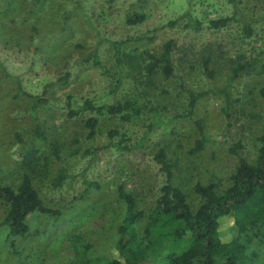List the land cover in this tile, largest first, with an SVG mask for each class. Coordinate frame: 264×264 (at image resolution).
<instances>
[{
    "label": "rangeland",
    "instance_id": "rangeland-1",
    "mask_svg": "<svg viewBox=\"0 0 264 264\" xmlns=\"http://www.w3.org/2000/svg\"><path fill=\"white\" fill-rule=\"evenodd\" d=\"M136 12L145 20L129 24L127 15ZM236 14L239 20L210 27L212 19ZM188 20H200L202 30L186 28ZM244 22L252 26V35L245 32ZM143 34L154 38L137 41ZM169 40L175 43L172 78L160 70L149 77L144 69L148 54L159 55ZM114 42H124L121 54L132 59L118 64ZM207 58L213 77L205 72ZM66 75L70 78L63 84L60 78ZM182 83L189 91L216 93L199 100L189 117V91L181 90ZM19 84L56 108H34L30 97L19 96ZM227 85L234 101L230 118L221 92ZM262 87L264 0H0V187L16 188L28 171L45 205L61 209L58 217L33 213L30 232L13 247L2 225L8 207L0 200V264H72L74 235L92 244L93 257L116 256L125 213L117 187L124 184L146 211L137 225L144 232L148 211L166 181L155 160L160 149L173 164L175 184L195 208L200 203L196 184L214 183L219 192L226 190L240 158H257L264 121ZM69 96L74 104L133 100L142 108L133 121L99 116L97 134L89 139L86 121L91 115L70 116ZM198 119L208 140L194 152L202 136ZM38 125L48 143L36 137ZM112 131L118 132L113 138ZM239 144V154L233 153ZM61 169L70 177L56 188ZM84 179L100 188L85 190ZM229 219L220 220L224 240L236 233ZM188 245L189 238L180 247ZM255 251L252 263L264 264V242Z\"/></svg>",
    "mask_w": 264,
    "mask_h": 264
},
{
    "label": "trees",
    "instance_id": "trees-1",
    "mask_svg": "<svg viewBox=\"0 0 264 264\" xmlns=\"http://www.w3.org/2000/svg\"><path fill=\"white\" fill-rule=\"evenodd\" d=\"M239 15L212 19L210 27L220 29L230 22L239 20ZM70 17H67L68 21ZM145 20L142 13L127 15L129 24L140 23ZM66 21V22H67ZM177 21H172L174 24ZM186 28H193L200 31L203 24L200 20H188ZM244 30L252 35V26L244 22ZM154 35L143 34L136 38L137 41L152 40ZM124 42H114V56L118 64H123L132 57L122 56L121 46ZM175 43L173 40L167 41L159 55L148 54L149 61L144 69L150 77L157 71H161L167 78H172L175 67L172 60V53ZM92 56L98 61L97 50L94 49ZM205 72L214 76L211 68L210 58L204 61ZM234 70L233 77H238L240 69ZM69 75L60 78V82L66 84ZM181 90L189 89L182 83L179 84ZM179 88V89H180ZM230 86H225L221 92L226 96V106L224 111L227 117L231 116V107L234 103L230 96ZM188 116L194 114V110L199 100L211 93H216L211 89L204 92L189 91ZM260 94L264 99V87L260 89ZM26 95L33 100V107L47 106L56 108L51 101L40 95H34L25 91L19 84V96ZM69 115L78 117L84 114L91 116L86 121L88 138L93 139L98 130L99 116L110 114L120 115L124 121H133L139 117L142 106L133 100L117 101L111 104H97L91 100H85L81 104H74L72 96L68 97ZM255 118H263L254 115ZM196 125L201 133V139L197 141L194 152L203 149L208 140L201 120L196 121ZM36 137L42 143H48L42 127L37 126ZM118 134L117 131L110 133L111 138ZM258 154L255 162H250L241 157L239 165L231 177V185L219 192L214 183L207 185L196 184L194 191L200 198V203L195 208L188 199L183 188L175 184L173 164L167 157L164 149H160L155 160L161 166V170L166 176V181L161 187L154 206L148 211V224L144 232H139L137 225L140 224L146 211L138 207L137 198L129 192L124 184L117 187L119 198L125 204V213L118 228V239L116 243L117 255L114 257H93L91 254L92 244L79 235H74L71 239L75 252L72 264H253L258 256L255 251L260 243L264 242V121L263 130L259 139ZM111 143L109 146H112ZM129 149V147H119ZM242 145L232 148V152L239 154ZM36 160V157H32ZM70 175L61 169L54 181V186H61ZM85 190L90 188H100L99 183L90 182L84 179ZM0 200L7 204V213L2 225L7 228V237L11 246H15L16 239L26 236L31 228L28 223L29 217L33 213L47 214L53 217L61 215V209L47 207L40 195V192L33 184V177L30 172L23 173L20 183L16 188L11 186L0 187ZM230 218L233 223L232 230L236 231L230 240L223 239V231L220 229V220ZM189 245L180 247L184 240H188Z\"/></svg>",
    "mask_w": 264,
    "mask_h": 264
}]
</instances>
